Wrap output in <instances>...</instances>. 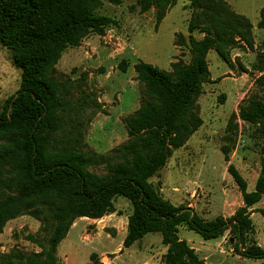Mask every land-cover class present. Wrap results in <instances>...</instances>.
I'll list each match as a JSON object with an SVG mask.
<instances>
[{
    "label": "trees",
    "instance_id": "1",
    "mask_svg": "<svg viewBox=\"0 0 264 264\" xmlns=\"http://www.w3.org/2000/svg\"><path fill=\"white\" fill-rule=\"evenodd\" d=\"M178 1L189 2L193 10L188 43L182 37L178 40L179 46H188L190 62L173 63L171 72L142 61L133 65L147 100L125 120L129 140L115 150L120 161L108 165V174L100 177L87 168L103 162L102 158H89L69 139L55 138L63 129L66 107L53 72L65 50L79 47L90 35H103L115 23L95 14L97 0H0V47L10 52L20 71L18 90L0 102V168H7L5 185L12 192L0 197V234L9 220L37 204L47 205L50 219L49 236L40 253L3 256L0 264H57V247L73 222L115 213L117 197L132 208L123 248L159 233L166 248L163 264H200L194 250L178 237V229L184 228L203 241L228 232L235 238L236 254L264 260V249L254 244L245 247L246 234L253 230L250 214L264 195V141L260 173L251 191L236 168L227 167L243 203L228 219L204 220L186 206H174L149 181L164 168L171 152L183 147L202 125L196 101L203 85L214 83L207 53L213 50L227 62L228 49L241 43L253 47L251 23L223 0H137V4L141 13L157 9L160 23L164 10ZM257 28L264 29V7ZM194 32L203 37L194 39ZM257 59L255 70L262 74L255 83L264 87V40ZM237 120L257 127L264 137V103L250 98L229 118L223 136L227 144L221 148L225 161L237 137ZM257 211L264 217V210Z\"/></svg>",
    "mask_w": 264,
    "mask_h": 264
},
{
    "label": "rangeland",
    "instance_id": "2",
    "mask_svg": "<svg viewBox=\"0 0 264 264\" xmlns=\"http://www.w3.org/2000/svg\"><path fill=\"white\" fill-rule=\"evenodd\" d=\"M223 1L251 23L253 47L241 43L228 49L227 62L213 50L207 53L214 83L204 84L196 101L202 125L183 147L171 152L164 168L149 180L165 201L186 206L204 220L217 216L228 219L243 206L227 167L233 165L251 191L260 173L259 153L264 141L257 127L237 120V137L228 161L221 151L227 144L223 136L229 118L237 115L239 107L250 98L264 103V87L255 83L262 74L255 68L264 40V29L257 28L264 0ZM97 2L95 14L112 19L115 25L101 36L90 35L79 47L65 50L54 66L53 77L62 86L61 97L66 107L63 129L55 138L69 139L71 146L89 158H102L103 162L87 168L89 173L101 177L108 174V165L121 159L115 150L129 140L126 118L147 100L133 65L142 61L171 72L173 63L189 64L188 46H179L178 40L182 37L188 43L193 10L189 2L178 1L164 10L157 23V9L152 7L141 13L137 0ZM192 36L196 40L203 37L198 32ZM19 82L20 71L10 52L0 47V102L16 93ZM75 138L79 140L77 144L73 142ZM7 180V168H0L1 198L12 194L5 185ZM113 205L115 213L111 215L73 222L67 238L57 247V264H163L166 248L159 233L147 234L140 242L123 248L132 208L120 197L113 200ZM254 209L250 214L253 230L246 234L245 247L254 244L264 249V217L257 211L264 210V195ZM48 215L47 205L37 204L9 220L0 234V258L40 253L49 236ZM178 237L194 250L200 264H264V260L236 254L235 238L228 232L217 240L203 241L194 232L179 228Z\"/></svg>",
    "mask_w": 264,
    "mask_h": 264
},
{
    "label": "crops",
    "instance_id": "3",
    "mask_svg": "<svg viewBox=\"0 0 264 264\" xmlns=\"http://www.w3.org/2000/svg\"><path fill=\"white\" fill-rule=\"evenodd\" d=\"M189 207V206H188ZM78 223H80L79 221H77ZM76 223V222H75ZM68 236V235H67ZM67 238V237H66ZM73 260V259H72Z\"/></svg>",
    "mask_w": 264,
    "mask_h": 264
},
{
    "label": "water",
    "instance_id": "4",
    "mask_svg": "<svg viewBox=\"0 0 264 264\" xmlns=\"http://www.w3.org/2000/svg\"><path fill=\"white\" fill-rule=\"evenodd\" d=\"M140 241H141V239L138 240V242H140Z\"/></svg>",
    "mask_w": 264,
    "mask_h": 264
}]
</instances>
